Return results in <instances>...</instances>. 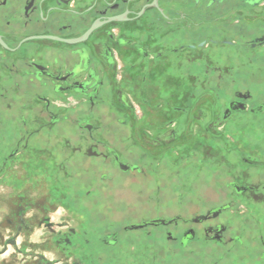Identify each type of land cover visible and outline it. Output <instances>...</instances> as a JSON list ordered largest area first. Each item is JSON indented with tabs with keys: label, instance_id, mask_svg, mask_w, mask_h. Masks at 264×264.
Instances as JSON below:
<instances>
[{
	"label": "flooded vegetation",
	"instance_id": "af4514ba",
	"mask_svg": "<svg viewBox=\"0 0 264 264\" xmlns=\"http://www.w3.org/2000/svg\"><path fill=\"white\" fill-rule=\"evenodd\" d=\"M245 62L264 67V0H0V102L15 113L0 115V125L15 124L13 144L4 145L0 137V172L8 170L11 182L0 190V264H116L114 254L90 251L93 242L85 224L53 229L55 213H47L49 207L39 213L36 207L27 211L29 207L21 206L20 201L28 206L67 202L63 196L71 183L61 176L57 151L46 147L49 138L30 126L54 129L72 123L78 136L102 146L114 169L145 174V159H127L99 135L96 110L108 106L119 126L130 124L131 140L144 145L149 140L175 144L180 140L178 128L190 124L188 139L203 140L210 152L211 125L238 123L247 113L264 115V101H256L251 88L241 81L228 87L227 79L240 77ZM220 77L224 79L219 85L215 80ZM197 78H204L207 113L203 107L196 112L203 97L197 96ZM214 103L222 108L217 115ZM135 106L143 119L137 129L132 123ZM203 117L204 132L197 131ZM140 149L146 156L147 150ZM22 152L32 156L24 165L29 168L30 192L20 187L23 182H14L18 169L13 167ZM226 186L233 196L215 205L205 197L198 212L144 214L123 231L151 235V229L164 227L167 246L175 253H196L199 243L216 252L237 247L243 253L231 264H264L259 213L228 214L234 204L249 203L251 194L263 200L264 186L236 180ZM237 220L245 225L257 220L256 229L247 231L256 237L246 239V231L232 229ZM119 236V231L105 232L99 237L102 250H115ZM119 264L134 263L127 259Z\"/></svg>",
	"mask_w": 264,
	"mask_h": 264
},
{
	"label": "rangeland",
	"instance_id": "374dc122",
	"mask_svg": "<svg viewBox=\"0 0 264 264\" xmlns=\"http://www.w3.org/2000/svg\"><path fill=\"white\" fill-rule=\"evenodd\" d=\"M238 71L241 73L240 77L227 79L228 87L230 88L234 81V84L241 81L256 93V101H264V67L255 63L251 67L245 62ZM203 79L197 78V96L201 97L203 96ZM223 79L220 77L215 81L220 85L218 80L221 82ZM9 97L8 102H11L12 94H9ZM206 100L207 97L203 96L197 102L196 112L200 107H203L206 113L208 112L207 108L210 106ZM6 104L8 103L2 105L0 102V115L15 116L14 109L11 106L7 108ZM214 105L216 106L214 112L217 115L222 108L216 103ZM110 110L108 106H103L97 109L94 114L97 118L95 120L100 126L99 135L121 149L127 159L135 163H143L142 159H145L147 172L141 175L136 172L123 174L114 169L112 158L105 155L102 146L78 136L72 123L54 129L45 124H34L30 126V129L40 128L41 136L49 138L45 140L46 147L57 151L55 160L63 170L60 171L63 174H59V176H63V180L71 183L67 184V193L63 196L67 197V202H57L50 206L40 202L36 206H28L20 201L21 206L29 207L27 211L30 210V207H36L39 213L44 212L46 206L49 207L46 212L55 213L51 218L54 223L53 229L61 230V226L64 225L79 229L81 224H85L89 232L87 236L93 242L90 251H98L101 255L107 256L109 253L110 255L114 254L116 264L127 259L134 264H201L223 260L231 264L233 260L235 261L234 257L243 253L242 249L237 247H233L231 252L226 249L216 252L210 246L205 247L199 243L195 245V248L198 249L196 253L184 250L175 253L170 250L171 248L167 246L169 243L165 241L166 228L151 229V235L143 233L147 235L145 237L139 231L125 232L123 227L135 222L144 214L152 216L156 213H163L172 216L177 213L198 212L205 197L211 198L210 200L214 204L222 197L233 196L232 190L229 187L227 189L226 186L230 180H236L240 184L249 183L260 187L264 186V115L253 116L247 113L243 115L244 118L241 122L223 126L220 124L211 125L213 149H210L209 152L204 148L203 140L188 139L190 124L178 128L180 140L175 144H161L158 141L149 140V145H144L139 139L133 141L129 137L130 124L119 126L115 121L116 116L110 113ZM74 113L81 115L78 112L71 113L70 111L71 115ZM133 113L132 123L133 127L137 129L143 120L140 107L135 106ZM121 114L124 113L121 112ZM135 115L140 118L134 117ZM204 118L200 120V124L196 123L197 131L204 132L203 127L206 119ZM13 126L15 127V124L5 123V121L0 125L1 143L3 142L4 145L13 144ZM60 134L64 135L60 136ZM140 148L147 150L146 156ZM194 150L196 154L193 156L191 152ZM31 158L32 156L28 152H22L19 156L20 160L18 159L19 163H15L13 167V169H18L16 173L18 177L14 182H18V184L23 182L20 187L24 186L28 192H30V186L27 182L30 173L29 168L24 165H27ZM16 164L20 166H15ZM103 173H107L108 178L102 179ZM0 177V190L3 192L2 189H6V186H10L11 183L8 181L10 180L8 170L4 173L0 172ZM111 178L113 179L111 180ZM45 188L48 190L49 187ZM19 189L16 188V193L20 191ZM261 192L264 196V190ZM12 200L16 201L15 198ZM234 213L243 214V216L245 213L251 215L259 213L261 221L259 226L262 224L264 226V197L262 200L258 199L257 195L251 194L249 203H236L233 209L228 212L231 215ZM256 221L254 223L248 221L250 224L245 225L244 221L237 220L232 229H242L247 233L248 229L249 231L256 229ZM113 230L120 233V245L115 250L104 247L102 250L99 237L105 232ZM246 233L245 235H248L245 237L246 239H252L256 235ZM156 237H160L161 242ZM35 239L38 240L37 237ZM26 244L30 247L29 243ZM246 252L250 253L251 251ZM220 255L225 258L223 259ZM246 258L250 261L253 259L251 254Z\"/></svg>",
	"mask_w": 264,
	"mask_h": 264
},
{
	"label": "bare ground",
	"instance_id": "6f19581e",
	"mask_svg": "<svg viewBox=\"0 0 264 264\" xmlns=\"http://www.w3.org/2000/svg\"><path fill=\"white\" fill-rule=\"evenodd\" d=\"M76 241V240H75ZM80 251V250H79ZM81 252H83V251H81ZM87 262V261H86ZM85 264V263H84Z\"/></svg>",
	"mask_w": 264,
	"mask_h": 264
}]
</instances>
